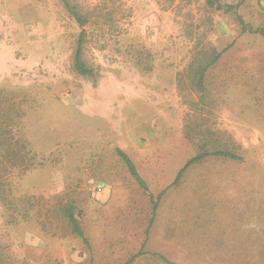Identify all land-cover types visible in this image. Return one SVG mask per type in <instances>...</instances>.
Listing matches in <instances>:
<instances>
[{"label":"rangeland","instance_id":"rangeland-1","mask_svg":"<svg viewBox=\"0 0 264 264\" xmlns=\"http://www.w3.org/2000/svg\"><path fill=\"white\" fill-rule=\"evenodd\" d=\"M65 1L87 19L93 77L76 71L82 28ZM219 1L242 4L0 0V103L23 117L34 165L0 189V264H264V0ZM216 150L243 161L210 157L170 187ZM174 227L199 243L162 241Z\"/></svg>","mask_w":264,"mask_h":264},{"label":"trees","instance_id":"trees-1","mask_svg":"<svg viewBox=\"0 0 264 264\" xmlns=\"http://www.w3.org/2000/svg\"><path fill=\"white\" fill-rule=\"evenodd\" d=\"M206 3L208 7H210L211 9H216L217 11H225L227 13H237L238 8L242 4V3L238 5L223 4L219 0H206ZM65 4L69 13L76 19L79 26L82 28V31L80 33L78 48L76 51V57H75L76 71L78 72V74L82 76L93 77L94 71L91 68H89L83 60V45L85 43V38H86V31L84 30V27L87 24V19L84 15L80 13L77 7L72 6L67 1H65ZM239 22L242 26L243 33L256 32L241 17H239ZM259 32L264 37V30H261ZM217 61L218 60H214L212 64H215ZM206 71L207 69L206 70L204 69L199 79V88L202 92L205 91L204 78ZM22 120H23L22 116L16 118L13 115H11L10 107L4 104V102L0 103V189L2 188V186L4 187L7 182L9 183V179L12 176L11 172L13 168H20L21 169L20 176H23L28 171H30L34 166L31 159L29 158V155L31 153L29 149V144L21 136ZM117 154L124 162L127 169L129 170V173L136 180L138 185L141 188L147 190V184L145 180L138 173L136 166L132 161V159L129 157V155H127L125 152H123L120 149L117 150ZM210 157L224 158L233 161H243V158L241 156L237 155L232 151H227V150H216L213 152L206 151L191 158L178 173L175 181L170 187L179 186L182 178L184 177L185 173L189 170V168H191L196 164H200L201 162H203L204 160ZM167 190L168 189L164 190L158 196V201L161 200V198L163 197V195ZM158 205H159L158 202L154 203V217L157 212ZM62 213L64 217L68 220L73 233L76 236L80 237L88 245L89 240L85 235L84 229L80 221L76 217V208L74 204L71 203L62 207ZM142 254L143 253L140 252L137 255L131 257L126 264H133L137 260V258L140 257ZM163 260L168 264H174L168 261L167 259H163Z\"/></svg>","mask_w":264,"mask_h":264},{"label":"crops","instance_id":"crops-1","mask_svg":"<svg viewBox=\"0 0 264 264\" xmlns=\"http://www.w3.org/2000/svg\"><path fill=\"white\" fill-rule=\"evenodd\" d=\"M161 239L162 241H165L166 243H182L183 246H180V248L189 249L191 247V243H193V240L197 238L195 242H198L199 237L198 235L195 236V238L192 237L191 231H180L177 230L175 227L172 229H168L164 234L161 232ZM155 230H152V237L155 235ZM201 234V233H200ZM202 237L205 238L204 234ZM178 236V237H177ZM206 239V238H205ZM199 243V242H198Z\"/></svg>","mask_w":264,"mask_h":264}]
</instances>
